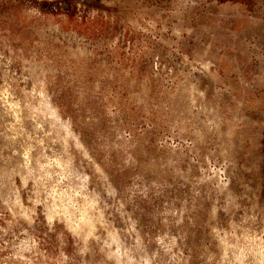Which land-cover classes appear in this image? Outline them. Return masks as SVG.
I'll return each instance as SVG.
<instances>
[{"label":"rangeland","instance_id":"374dc122","mask_svg":"<svg viewBox=\"0 0 264 264\" xmlns=\"http://www.w3.org/2000/svg\"><path fill=\"white\" fill-rule=\"evenodd\" d=\"M0 264H264V0H0Z\"/></svg>","mask_w":264,"mask_h":264}]
</instances>
